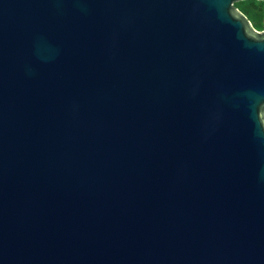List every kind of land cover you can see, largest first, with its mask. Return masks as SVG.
<instances>
[{
    "label": "water",
    "instance_id": "95a60500",
    "mask_svg": "<svg viewBox=\"0 0 264 264\" xmlns=\"http://www.w3.org/2000/svg\"><path fill=\"white\" fill-rule=\"evenodd\" d=\"M235 1L0 0V264H264Z\"/></svg>",
    "mask_w": 264,
    "mask_h": 264
},
{
    "label": "trees",
    "instance_id": "16d2710c",
    "mask_svg": "<svg viewBox=\"0 0 264 264\" xmlns=\"http://www.w3.org/2000/svg\"><path fill=\"white\" fill-rule=\"evenodd\" d=\"M233 4L246 15L255 29L264 28V1L238 0Z\"/></svg>",
    "mask_w": 264,
    "mask_h": 264
}]
</instances>
